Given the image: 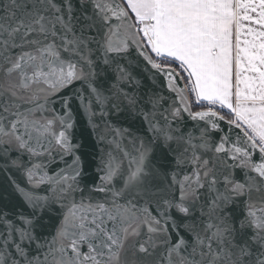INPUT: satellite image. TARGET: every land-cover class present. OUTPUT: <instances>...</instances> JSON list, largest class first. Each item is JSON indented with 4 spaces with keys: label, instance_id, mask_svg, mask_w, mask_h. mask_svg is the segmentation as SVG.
I'll return each instance as SVG.
<instances>
[{
    "label": "snow or ice",
    "instance_id": "obj_1",
    "mask_svg": "<svg viewBox=\"0 0 264 264\" xmlns=\"http://www.w3.org/2000/svg\"><path fill=\"white\" fill-rule=\"evenodd\" d=\"M0 264H264V0H0Z\"/></svg>",
    "mask_w": 264,
    "mask_h": 264
}]
</instances>
